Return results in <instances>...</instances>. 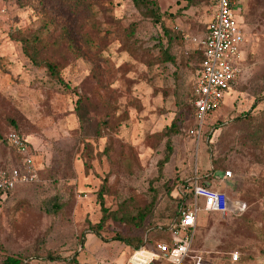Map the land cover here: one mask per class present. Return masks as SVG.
I'll list each match as a JSON object with an SVG mask.
<instances>
[{"label": "rangeland", "instance_id": "374dc122", "mask_svg": "<svg viewBox=\"0 0 264 264\" xmlns=\"http://www.w3.org/2000/svg\"><path fill=\"white\" fill-rule=\"evenodd\" d=\"M18 1L0 0V133L15 122L40 171L38 182L0 203V264L8 255L30 264H125L134 246L117 235L145 239L147 247L169 240L190 183L216 185L228 170L232 177L222 185L230 211L199 212L191 254L204 264H264V0H236L245 69L200 134L192 101L199 60L189 38L207 33L212 0H157L166 26L179 35L171 48L176 62L161 56L159 44L168 45L162 24L131 0H94L103 27L136 23L137 30L126 49L112 37L108 60L43 50V58L63 64L62 77L79 94L34 65L13 38L37 30L41 18L40 0ZM175 123L178 131L167 135ZM169 138L173 152L161 170ZM5 146L0 165L17 156ZM101 190L118 218L99 228ZM49 253L63 260L45 258Z\"/></svg>", "mask_w": 264, "mask_h": 264}, {"label": "built area", "instance_id": "2783aa9c", "mask_svg": "<svg viewBox=\"0 0 264 264\" xmlns=\"http://www.w3.org/2000/svg\"><path fill=\"white\" fill-rule=\"evenodd\" d=\"M235 5L236 0H214V14L208 32L189 38L202 54L193 99L196 117L200 121L199 134L206 118L222 105L226 92L244 70L241 48L244 37L235 16ZM4 145L17 156L14 161L0 165V199L19 186L38 182L40 171L35 149L25 134L17 130L9 131L0 136V149ZM228 177H232L230 170L225 173V178ZM188 188L194 197L193 204L182 210L180 221L171 228V238L162 239L151 247L134 249L125 264H204L200 256L191 254L199 212L204 210L226 215L230 211V203L226 190L199 182L198 178ZM243 206L239 205V208ZM238 258V253H232L234 261Z\"/></svg>", "mask_w": 264, "mask_h": 264}, {"label": "trees", "instance_id": "16d2710c", "mask_svg": "<svg viewBox=\"0 0 264 264\" xmlns=\"http://www.w3.org/2000/svg\"><path fill=\"white\" fill-rule=\"evenodd\" d=\"M133 4L141 11L142 15L146 18H151L156 23H161L165 35L168 38V45L164 47L163 43L159 44L161 50V56L164 62H176V57L171 53L172 43L176 35L166 26L164 22V14L158 5L157 0H131ZM194 0H191L193 2ZM21 6L30 4V1H18ZM214 0H212V6ZM36 11L41 16L40 24L37 30L32 33L26 34L24 32L16 35H12L14 39L22 43L23 51L31 62L36 66H44L48 69L50 74L65 86L69 90L73 89L69 83H67L62 77L63 64L54 58H43V50L64 47L62 54L69 53L75 57H89L93 60L101 61L108 60L104 53L109 48L112 42V37L119 40L123 49H126L130 43V39L134 36L137 30V24L132 23L129 27H124L117 22L115 27H103V23L98 20L99 10L96 7L94 0H40V5L35 6ZM81 21H80V20ZM209 29V26H208ZM207 29V32H208ZM197 57L198 63V74L200 76V62L202 60V54L197 51L193 58ZM82 98L77 101V110L81 115V103ZM192 99H194V91L192 93ZM193 101V100H192ZM196 111V107L194 105ZM15 128L12 130L20 131L18 125L14 122ZM11 131V130H10ZM177 132L178 128L176 123L165 133L169 136L173 132ZM7 134V133H6ZM5 134L0 133V136ZM6 147V146H5ZM167 153L164 159L160 162V168L163 169L164 165L170 161L173 152V143L171 138L167 141L166 146ZM4 164H7L4 163ZM103 189V188H102ZM99 201L103 212L101 221L97 224V227L101 228L103 224L111 217L114 219L118 218L116 212L110 211L106 208L105 198L103 191L101 190L99 195ZM193 194L185 193L184 198L181 199L180 209L176 215V222L180 221L181 212L183 209L189 208L193 204ZM190 199L191 202L186 204L184 200ZM155 200H152L146 210L140 212V219L143 221L150 213L151 208L154 206ZM58 209L59 206L55 205ZM171 225L169 229L172 228ZM99 232L98 230L96 231ZM99 234V233H98ZM115 239L125 242L129 245L134 246V249L145 246V239H133L117 235ZM48 259L51 260H63L61 256H54L52 253L47 255ZM1 264H30L27 258L17 255H8Z\"/></svg>", "mask_w": 264, "mask_h": 264}, {"label": "crops", "instance_id": "0c3cea01", "mask_svg": "<svg viewBox=\"0 0 264 264\" xmlns=\"http://www.w3.org/2000/svg\"><path fill=\"white\" fill-rule=\"evenodd\" d=\"M242 53H243V56H244V52L242 51ZM244 60H245V57H244ZM243 60V68L245 69V64H244V61ZM240 78H241V76L233 83V85H235V84H237L238 83V80H240ZM232 85V86H233ZM229 90H232V87L229 89ZM226 95V94H225ZM223 102H224V100H223ZM223 104V103H222ZM231 178V177H230ZM227 179H229V177L228 178H223V179H221V182H217V184L216 185H214L213 184V182H212V180L213 179H205V180H200L199 182H203V183H205V184H207V185H211V186H213V187H216V188H218V189H221V190H226V192L228 191V187H227V185L225 184V185H222V183H224V182H226L225 180H227ZM198 180H199V178H198ZM216 180H217V177H216ZM209 183V184H208ZM20 187V186H19ZM18 187V188H19ZM16 190V189H15ZM14 190V191H15ZM14 191H11L8 195H6L4 198H2V199H0V203H2L3 201H5L7 198H8V196L10 195V194H12ZM237 202H236V207L237 208H239V205H245L243 202H241V201H238V200H236ZM237 210V209H236ZM239 210H243V208L242 209H240L239 208Z\"/></svg>", "mask_w": 264, "mask_h": 264}, {"label": "water", "instance_id": "95a60500", "mask_svg": "<svg viewBox=\"0 0 264 264\" xmlns=\"http://www.w3.org/2000/svg\"><path fill=\"white\" fill-rule=\"evenodd\" d=\"M209 184V183H208Z\"/></svg>", "mask_w": 264, "mask_h": 264}]
</instances>
